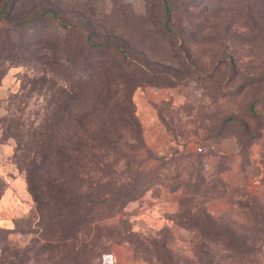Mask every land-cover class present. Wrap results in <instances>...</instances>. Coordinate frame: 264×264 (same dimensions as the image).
<instances>
[{"label": "rangeland", "instance_id": "374dc122", "mask_svg": "<svg viewBox=\"0 0 264 264\" xmlns=\"http://www.w3.org/2000/svg\"><path fill=\"white\" fill-rule=\"evenodd\" d=\"M170 3L167 24L163 0H9L0 21V264H264V0ZM62 24L127 55L94 51L108 65L82 84L81 105L99 126H120L115 148L98 152L100 184L131 185L138 174L142 185L70 239L43 222L15 160L19 142L34 157L32 136L65 99L38 60L60 41L72 52L83 44ZM9 44L41 50L7 61Z\"/></svg>", "mask_w": 264, "mask_h": 264}, {"label": "trees", "instance_id": "16d2710c", "mask_svg": "<svg viewBox=\"0 0 264 264\" xmlns=\"http://www.w3.org/2000/svg\"><path fill=\"white\" fill-rule=\"evenodd\" d=\"M163 2L166 10L165 20L168 24L171 20V3L170 0H163ZM8 5L9 0H6L4 8L0 11V21ZM49 15L57 19V15L51 10L42 13V16ZM29 23L30 20L20 22L16 26H26ZM62 27L74 33L84 34L86 37L83 44L72 52L63 41L58 44L53 43L54 46H51L49 50L51 55L38 60H42L44 65L51 67L53 81L60 88L65 99L59 105L57 104V113H52V118L47 117L45 124L41 125V128L32 136L34 157L31 159V154L24 153L26 147L22 148V143L19 142L15 160L27 174L29 190L43 222L46 225H52L59 238L66 236V239H70L76 233L74 230L77 226L87 229L90 233L91 228L99 225L98 216L101 211L115 210L117 206L121 207L136 199L137 191L142 185L138 182V174L134 177L132 175L131 180L135 183L131 185H120L114 188L110 180L105 183L106 185L100 184L97 176L102 170L101 155L98 152L101 149L110 151L115 148L116 141L111 137L116 134L120 126L118 124H111L108 128L99 126L96 120L98 118L89 119L90 113L92 114L91 107L86 110L81 105L84 92L82 84L94 82L97 71L108 65L95 57L94 51L97 54L111 50L121 51L126 60L125 51L118 45L107 48L93 43L89 31L79 26L62 24ZM105 49L108 50L105 51ZM40 50L39 47L29 49L27 46H21L15 50V47L9 44L6 48L9 54L4 59L19 62L32 61ZM108 67L111 68L112 64L110 63ZM72 70L77 72L71 74ZM76 82L77 86H71V83ZM68 99H77V101L74 106H70L66 101ZM48 112L51 113L52 110L50 111L49 108ZM131 126H133L132 122ZM13 129L19 131L20 128L15 126ZM14 135L26 137L16 132ZM69 167L74 168L69 170ZM70 173L72 177L78 178L79 185L76 188H73ZM88 176L90 180L87 183ZM132 189L135 192L133 198H130ZM123 198L126 199L123 200ZM2 232L5 231L0 227V233Z\"/></svg>", "mask_w": 264, "mask_h": 264}, {"label": "built area", "instance_id": "2783aa9c", "mask_svg": "<svg viewBox=\"0 0 264 264\" xmlns=\"http://www.w3.org/2000/svg\"><path fill=\"white\" fill-rule=\"evenodd\" d=\"M199 151H201V149H199Z\"/></svg>", "mask_w": 264, "mask_h": 264}]
</instances>
